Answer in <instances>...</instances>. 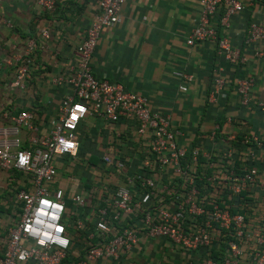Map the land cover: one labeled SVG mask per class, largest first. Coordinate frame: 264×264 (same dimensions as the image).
Listing matches in <instances>:
<instances>
[{"label":"built area","instance_id":"1","mask_svg":"<svg viewBox=\"0 0 264 264\" xmlns=\"http://www.w3.org/2000/svg\"><path fill=\"white\" fill-rule=\"evenodd\" d=\"M36 1L45 12L56 9L57 0ZM92 1L96 13L76 48L71 75L55 79L69 86L71 93L62 100L53 128L40 136L30 111L18 112L10 127L0 128V169L24 176L15 193L22 213L8 231L0 264H61L74 236L84 249L83 259L76 264L116 260L137 244L140 234L166 239L185 250H203L207 257L201 264H264V138L253 133L236 138L215 126L210 140L217 148L218 133L221 151L179 146L178 133L170 129L168 117L152 112L146 97L92 74L90 60L100 34L121 22L125 0ZM199 4V18L186 44L212 41L217 54L230 65L244 64L241 50L222 34L231 17L244 9L242 3L200 0ZM43 36H48L46 31ZM245 43L252 46L255 57L264 56V24H249ZM33 49L34 42L29 40L14 74L13 85L19 89L26 86ZM174 76L181 81L179 90L185 92L191 76L182 71H175ZM211 78L214 88L209 101L215 102L227 81L220 68L212 70ZM254 85L253 77L236 80L239 103L244 107L253 103L264 114V102L252 99ZM91 116L111 125H133L136 145L129 150L140 165L127 175L128 162L119 157L113 160L112 171L123 183L112 191L104 185L93 187V205L83 215L87 198L52 186L58 162L77 158L79 125ZM232 122L227 118V124ZM21 131L28 132L27 147ZM71 206L78 212L73 234L66 225V216L74 214Z\"/></svg>","mask_w":264,"mask_h":264},{"label":"crops","instance_id":"2","mask_svg":"<svg viewBox=\"0 0 264 264\" xmlns=\"http://www.w3.org/2000/svg\"><path fill=\"white\" fill-rule=\"evenodd\" d=\"M239 1L244 9L231 17L222 34L245 56L242 65H230L217 54L212 41L186 44L199 18L200 0H125L121 22L104 28L100 34L90 60L92 74L146 97L152 112L168 117L170 129L178 133L179 146H196L203 152L221 151L219 134L217 148L210 140L215 126L236 138L253 133L263 139L264 114L253 103L240 105L235 82L253 77L252 99L264 102V56L255 57L252 46L245 43L249 24H264V0ZM95 13L92 0H57L53 13L45 12L36 0H0V128L10 127L13 116L21 111L34 114L40 136L53 128L61 115L62 100L71 93L69 86L57 84L55 79L71 75L76 48ZM44 31L47 37L43 36ZM29 40L34 42L32 65L25 88L19 89L13 85L14 74ZM215 68L221 69L227 85L216 101L210 102ZM175 71L192 78L185 92L179 90L181 81L174 76ZM227 118L233 122L227 124ZM77 136L78 156L70 166L62 168L68 176L58 183H63L61 187L66 192L87 198V207L82 211L86 215L93 205V187L104 185L112 191L123 183L112 171L113 160L119 157L128 162L125 172L129 175L138 171L140 159L129 150L136 145L133 125H111L91 116L80 123ZM20 138L27 147L28 132L21 131ZM77 169L91 173L94 183L72 185ZM5 173L0 169V178ZM134 192L139 193L137 189ZM5 221L0 220V228ZM73 238V246L61 264H76L83 259L80 238ZM5 244L0 245V254ZM206 257L203 250H185L166 239L140 234L137 244L121 252L118 259L87 264H201Z\"/></svg>","mask_w":264,"mask_h":264},{"label":"rangeland","instance_id":"3","mask_svg":"<svg viewBox=\"0 0 264 264\" xmlns=\"http://www.w3.org/2000/svg\"><path fill=\"white\" fill-rule=\"evenodd\" d=\"M61 163V164H60ZM58 166V175H57V181L52 187H61L63 186V183H58L61 178H65L68 176L66 172L62 171L63 167L70 166L71 160L62 158L61 162ZM91 173H88L87 171L83 169H77L75 179L72 181L73 184H91L94 183L91 177ZM23 176L17 173H5L4 176L0 178V207L3 209L0 211V220H6L5 224H3L4 227L0 228V245H4L7 242V234H8V228H12V224L19 221L18 216V207L16 206L14 202V189L16 188L17 183H21L23 180ZM93 181V182H92ZM13 182H16L15 184ZM63 188V187H62ZM70 211L74 214L73 215H67L66 225L70 228L71 233H74V229L72 227L73 223L75 222L76 218L78 217V212L76 209H72V206L70 207ZM3 212L4 214L2 215ZM11 219V220H10ZM7 224V225H6ZM6 245V244H5Z\"/></svg>","mask_w":264,"mask_h":264},{"label":"trees","instance_id":"4","mask_svg":"<svg viewBox=\"0 0 264 264\" xmlns=\"http://www.w3.org/2000/svg\"><path fill=\"white\" fill-rule=\"evenodd\" d=\"M13 173H17V174H20V175H22L23 176V174L22 173H20V172H17V171H13ZM24 177V176H23ZM24 179V178H23ZM14 184L16 183V182H13ZM17 186H16V188L14 189V198H15V193L21 188V186H20V184H16ZM14 202H15V204H16V206L18 207V215H21V213H22V209H21V204H19V203H17L15 200H14ZM3 208L2 207H0V211L2 210Z\"/></svg>","mask_w":264,"mask_h":264},{"label":"snow or ice","instance_id":"5","mask_svg":"<svg viewBox=\"0 0 264 264\" xmlns=\"http://www.w3.org/2000/svg\"><path fill=\"white\" fill-rule=\"evenodd\" d=\"M75 119V117H73Z\"/></svg>","mask_w":264,"mask_h":264}]
</instances>
